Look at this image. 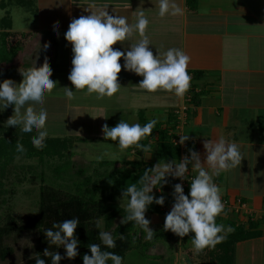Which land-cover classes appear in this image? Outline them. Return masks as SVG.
I'll list each match as a JSON object with an SVG mask.
<instances>
[{"label": "crops", "instance_id": "obj_1", "mask_svg": "<svg viewBox=\"0 0 264 264\" xmlns=\"http://www.w3.org/2000/svg\"><path fill=\"white\" fill-rule=\"evenodd\" d=\"M176 2L184 9V14L161 18L158 14L159 0H144L143 4L141 0L34 1L38 25L29 31L34 33L36 40L45 34L44 45L48 44L51 50H55L51 53L56 63L50 66L59 77L55 81L56 88L43 105L48 112V137L73 138L86 145L97 144L99 149L105 145L118 147V141L105 140L103 125L115 127L122 119L130 124L143 125L141 117H144L148 122L157 119L163 129L170 130L171 137H178V142L179 135H190L189 141L195 144V151L201 154L202 162L206 158L203 145L207 138L218 140L224 137L229 142H236L245 159L237 168L214 177L222 197L230 203L226 214H222L226 218H222L220 223L228 226L229 221L243 222L244 228L248 229L249 217L260 221L258 230L261 235L237 244L234 264H264V0H196L195 10H191L187 0ZM102 8L107 9L110 15L127 17L129 23H135L139 12H144L150 21L147 36L154 55L159 54L157 49L161 53L170 48L184 50L191 57L188 71L203 72L200 77L190 74V89L204 90L199 97L200 104L195 105L190 100L189 91L180 98L173 93H149L139 88L143 77L124 70L123 58L119 74L122 87L117 94L100 100L95 95L77 92L75 100H68L64 88L74 92L76 89L68 79L74 54L65 33L74 18L91 15V11ZM57 25L60 26L59 36L54 33ZM139 39L136 35L133 42ZM43 43L38 41L36 48ZM113 48L125 51L130 48V43L118 42ZM43 54L48 55L47 52ZM184 109L189 124L182 126L180 122L177 130H171L174 122H170V114H176L181 120L177 111ZM151 143L155 141L151 140ZM112 150H115L114 146ZM119 152L131 160H156L155 165L161 159L177 160L156 158V147L142 157L133 151L128 152V149H119ZM183 158L184 154L181 160ZM190 173L196 175L191 169ZM241 201L248 211L242 213L243 218L236 209ZM188 243L192 244L185 238L179 248L180 253L186 254L184 249ZM200 254L198 261L202 259ZM185 264L196 263L186 260Z\"/></svg>", "mask_w": 264, "mask_h": 264}, {"label": "clouds", "instance_id": "obj_2", "mask_svg": "<svg viewBox=\"0 0 264 264\" xmlns=\"http://www.w3.org/2000/svg\"><path fill=\"white\" fill-rule=\"evenodd\" d=\"M144 0H141V4ZM159 16H180L184 9L176 0H159ZM150 21L144 12H139L135 23H129L128 18L122 15H110L107 9L91 11V15L74 18L65 39L72 45L73 59L72 69L68 76L76 91L65 87V96L68 100H75L77 92L86 95H95L97 99L111 98L117 94L121 85L119 74L122 71L120 63L124 60L123 69L133 72L143 79L138 87L149 92L158 91L173 93L176 97L183 98L190 90L192 76L188 68L191 57L180 48H170L158 55H154L149 48L152 45L147 29ZM59 25L54 33L59 36ZM140 37L138 42H133L134 37ZM128 41L130 48L125 51L114 49L113 45L118 42ZM50 52V47L42 46L36 50L34 66L21 71L22 83L17 84L13 79H5L0 82V111L14 105V115L6 121L7 127H17L24 134L36 136L31 140L33 147L42 150L48 138L47 122L48 112L43 107L45 99L51 95L57 86L51 77L53 70L50 63L45 60L43 66H38L40 52ZM39 109V110H37ZM158 124L157 119H152L144 125L139 123L130 124L122 119L115 127L104 124L102 132L105 140L118 141L121 151L135 147L143 153L153 151L152 145L144 144L153 135V130ZM4 125V126H5ZM180 145L191 140L188 134L179 135ZM206 158L202 162L201 154L194 149H189L190 155L182 160L161 159L154 167L144 170L141 178L127 185L123 190L122 200H127L125 215L122 224L134 223L139 226L145 235V239L152 241L156 232L150 227L151 221L146 218L149 207L155 203L165 205L166 197H157L154 189L160 188L167 183V178L172 177L180 180L188 179L190 170L196 173L191 179L190 193L185 194L182 184L174 185L172 193L174 204L171 211L166 215L164 231H171L183 238L189 233L195 236L191 242L195 254L202 253L205 249H215L218 244L224 242L228 235L235 232L231 225L217 223V218L225 213V203L222 200L221 188L215 183L214 177L222 172L233 170L241 165L245 159L241 147L236 142H229L224 137L218 140L206 139L204 142ZM16 150L25 153L23 144L18 141ZM105 156L113 154L106 152ZM103 158V157H101ZM96 221V228L100 230V243L89 244L91 255L83 256L84 264H124V257L113 251L117 239L123 240L124 236L116 237L111 231L101 230V220ZM79 217L54 223L45 231L48 243L56 247H62L66 256L59 252L45 249L43 255L51 259V264H61L65 258L74 260L80 255L78 246L80 241L75 236L80 225ZM36 264H46L45 259L39 255L34 257Z\"/></svg>", "mask_w": 264, "mask_h": 264}, {"label": "trees", "instance_id": "obj_3", "mask_svg": "<svg viewBox=\"0 0 264 264\" xmlns=\"http://www.w3.org/2000/svg\"><path fill=\"white\" fill-rule=\"evenodd\" d=\"M191 10H195L196 0H187ZM4 5V4H3ZM32 6V4H29ZM3 8L5 6H2ZM5 21L4 31L0 33V63H11L15 57L19 54L24 47L25 40L32 36L31 32H19L12 31L13 21L11 18L2 19ZM189 73L195 74L197 77L203 75L202 71H189ZM1 76V73H0ZM204 94V90L197 92L194 89L189 90L190 100L195 105L200 104L199 97ZM14 106V105H13ZM143 125L148 121L141 117ZM170 122H174L173 128L177 130L179 120L176 114H170ZM170 130L163 129L158 123L153 130V136L148 137L147 140L142 141L144 144H151L152 148L156 147V158H169L181 160L183 150L180 144L175 143L171 135ZM36 136L33 133L32 136L24 134L22 131L18 134L10 135L6 137H0V175L4 173L5 168L12 162L17 156L24 155L28 158H38L40 162L46 159H52L55 157H65L68 149L71 146L73 138H51L48 137L45 141L46 146L42 150H38L33 147L31 140ZM177 139L178 137H173ZM151 140L155 143L152 144ZM20 141L24 148L25 153H20L16 150V143ZM195 144L191 141L186 142L184 151L187 155H190L189 149L195 150ZM134 152L138 156H144L143 153L135 147L128 149V152ZM156 160L150 162L130 160L126 161V164L130 168L124 170H114L113 172L104 173L103 177L107 178V181L103 184L101 182L93 181L91 177H86L84 181L76 183L75 188L67 189L64 191L60 188H55L52 185L44 184L40 190V202L37 213L28 217H17L13 214H8L4 223H0V260L4 261L14 252V249L6 244V239L13 234H22L25 231L38 230L39 241L37 243V255L40 258L45 259L46 264H51V259L43 255L45 249L53 252H59L62 256H66V251L62 247H56L48 243L45 231L52 227L54 223L62 222L63 220H69L73 217H79L80 225L78 226L75 236L80 241L78 251L80 255L74 260L65 258L61 261V264H84L83 256L85 254L91 255L89 244L100 243L99 233L100 230L96 228V221L103 217L105 223V230L111 231L116 237L123 235L124 239H117V247L115 249H105L107 251H113L116 254L126 258V254L134 248L136 244H144L145 247L150 248L160 239L167 241H174L177 239V235L171 231H164V225L162 228H155V238L152 241L142 242L143 232L138 238L135 237V231L137 225L134 223L122 224L121 220L125 215V208L121 207L116 199L119 195L123 194V190L127 185L135 183L143 175L144 170L155 166ZM116 162L113 160H102L99 165L104 167L113 166ZM63 171L70 173L73 170V174H84L82 168L75 169L74 163L68 162L67 165L61 166ZM191 169V166H189ZM72 169V170H71ZM62 171V172H63ZM58 173L61 169L57 170ZM189 176H194L188 172ZM103 174V173H101ZM177 184V180L172 177L167 178V183L162 185L161 192L170 191L168 193L165 205L174 204L173 191L174 185ZM2 186L0 181V187ZM190 190V186L186 188L187 194ZM161 195H158V197ZM225 197H222L224 200ZM243 203V201H241ZM164 205V206H165ZM163 206L155 205L154 211L160 213ZM228 207L225 208V211ZM222 217L217 218V223L221 222ZM249 228L245 229L244 224L229 221L228 225H231L236 230L234 233L228 235L227 239L218 244L215 249H210L211 252H217V264H234L236 255V246L239 242L245 241L251 238H256L261 235L258 230L260 221L254 220L253 217L248 218ZM165 224V223H164ZM195 236L194 233H189L185 236L190 241ZM149 250V249H148ZM216 250V251H214ZM28 264H36V259L33 257L28 261ZM111 264V262H109Z\"/></svg>", "mask_w": 264, "mask_h": 264}, {"label": "rangeland", "instance_id": "obj_4", "mask_svg": "<svg viewBox=\"0 0 264 264\" xmlns=\"http://www.w3.org/2000/svg\"><path fill=\"white\" fill-rule=\"evenodd\" d=\"M34 1L35 0H0V33L4 31L5 26V21L2 19L8 20L9 18L14 22V31L32 33V36L25 40L24 47L13 62L0 63V82L5 79H13L17 84L21 83L23 80L21 71H25L29 67L34 66L31 57L33 55L32 59H36L35 52L38 49L36 48L38 41H41V43L44 42L42 45L49 47L48 44L44 45L46 43L43 37L45 34H41L39 40H36L33 38L34 33L29 31L33 30V28L38 25V19L34 12ZM29 4H32V6ZM2 6L5 7L3 8ZM36 34L40 35V33ZM43 52L45 53L44 50H41L38 66H43L45 60H47L50 65L56 63L51 53L55 52L54 49H50V52H47L48 55H44ZM55 71L56 70L53 71V76L51 77L54 82L59 80V77L54 74ZM13 115L14 106L0 111V137H6L8 134L14 136L21 132V130L15 126L7 127L5 125L8 118ZM187 120L185 116L179 120V123H183L184 125L182 124V126H187L189 124ZM171 138L175 140V138ZM113 146L115 150H112ZM113 146H100L99 149L97 144L86 145L79 140H74L67 153L64 154L65 157L62 158L55 157L40 162L38 158H28L24 155L17 156L14 161L5 168L4 173L0 175L2 184L0 187V223L6 221L8 214H13L17 217H28L37 213L40 202V190L41 186L44 184L52 185L55 188L66 191L67 189L75 188L76 183L84 181L86 177H91L93 181L103 184L107 181V178L103 177L104 173L130 168L125 161H130L131 159L127 155H123V153L120 154L117 145ZM182 146L185 147L186 144ZM106 152H110L113 155L111 157L105 156L104 154ZM107 159L113 160L116 163L112 167L109 166L104 168L99 165L100 161ZM69 161L74 163L75 169L82 168L84 174H73L72 169L69 174L63 171L60 167L67 165ZM58 169H61L60 173L57 172ZM154 190V194L157 197L158 195H164L167 198L166 195L170 192L169 190L161 192L159 188ZM188 192L190 193V190ZM116 202L121 207L126 208L127 200H122V195L117 197ZM155 205L156 204L153 203L146 213V218L151 221L150 227L152 229H154V227H163L162 225L165 223L166 215L171 211L173 206L172 204L166 203L165 207L170 210H161L160 213H156L154 211ZM236 209L241 213L240 218H243V212H248L242 205H238ZM221 217L223 219L226 218V216L223 217V215ZM240 221L242 220L240 219ZM101 230H105L103 219L101 220ZM141 231L142 229L138 226L135 231L136 238L140 236ZM142 234V242L148 241L144 238L146 233L143 232ZM39 235L38 230H31L25 231L22 234H13L8 237L6 239V244L11 246L14 252L9 255L6 260H0V264H28V261L37 254L36 247L39 241ZM185 238L186 237L181 238L178 236L174 241L160 239L148 248L149 250L144 244H136L134 248L126 254L124 264H185L186 260H188V262L194 261L196 264H217V252H211L210 249L200 254L205 261H202L201 258H199L200 260L198 261V254H195L193 244L188 243V246L185 247L184 250L186 254L180 253L179 248L184 243ZM195 257H197L196 261L194 260Z\"/></svg>", "mask_w": 264, "mask_h": 264}, {"label": "built area", "instance_id": "obj_5", "mask_svg": "<svg viewBox=\"0 0 264 264\" xmlns=\"http://www.w3.org/2000/svg\"><path fill=\"white\" fill-rule=\"evenodd\" d=\"M177 114H182L181 115V119L183 118V117H185V116H187L186 115V109H184V110H181V111H177ZM183 116V117H182ZM175 143H177V144H179V142L175 139V140H173ZM182 146V145H181ZM183 147V146H182ZM184 149H185V147H183V154H184V157L187 155L186 154V152L184 151ZM189 174V173H188ZM187 174V178L188 179H184V180H180V179H176L177 180V183H180V184H182L183 185V187H184V191H185V194L187 193V191H186V188H188L189 186H190V184H191V179L192 178H194V176H189ZM186 195H188V194H186ZM223 202L225 203V207H229L230 206V203H229V200H227V199H224L223 200ZM173 205V204H172ZM241 205H243V203H241L240 204V206ZM166 206V205H165ZM165 206H163V208H162V211H166V209H167V207H165ZM167 210H170V209H167Z\"/></svg>", "mask_w": 264, "mask_h": 264}]
</instances>
